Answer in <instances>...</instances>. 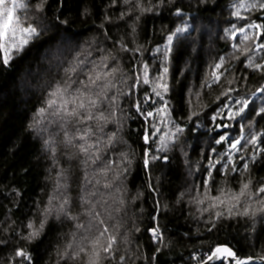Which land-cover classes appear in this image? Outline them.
Listing matches in <instances>:
<instances>
[{"label":"trees","instance_id":"16d2710c","mask_svg":"<svg viewBox=\"0 0 264 264\" xmlns=\"http://www.w3.org/2000/svg\"><path fill=\"white\" fill-rule=\"evenodd\" d=\"M240 1L142 0L151 11L141 15L122 0L115 5L112 0H45L43 11L36 7L40 0H20L25 7L16 14L38 34L7 66L0 63V264H27L15 256L18 248L31 254L32 264H81L64 254L72 252L67 245L73 243V234V247L79 243L83 230L78 231L76 223L87 226L90 221V205L83 199L95 203L100 198L88 195L95 190V179L104 182L95 175L96 165L85 166L83 158L63 143V131L55 118L36 123L47 92L66 78V72L83 80L96 65L107 63L109 69H118L117 88L110 95L119 90L127 93L144 63L149 64L152 77L162 70L164 50L169 47L167 36L173 33L166 77L169 90L163 93V100L152 92L151 83H141L131 90V96L118 95L112 109L105 110L108 120L101 122L102 131L94 125L92 139L101 141L100 154L114 162L108 173L112 188H100L107 204L98 206L111 213L112 219L103 215L110 228L119 224L115 233L119 251L111 264H199L193 256L202 258L210 248L225 244L240 258L264 256V212L220 219L209 231L210 214H201L192 202L205 176L207 157L215 155L210 150H224V145L215 144L220 134L239 137L264 132L260 117L249 126L250 114L243 120L218 118L213 123L210 119L229 101L221 93L233 77L236 91L231 99L247 98L253 106L264 104V93L257 92L264 88V74L245 68L246 56L234 59L239 53L231 45L237 41L229 39L234 25H246L249 20L264 24V10L242 11L249 20L237 19L233 12ZM122 12L131 14L121 19ZM177 28L185 31L177 33ZM121 44L129 50L124 51ZM251 54L257 62L264 57V51ZM221 57L228 71L219 83H212L211 65ZM205 81L211 87H202ZM149 96L151 100L144 103ZM137 100L144 111H155L167 102L170 116L163 122L160 117L145 121L133 106ZM193 111L198 115L192 116ZM216 123L233 126L216 129ZM150 124H156L160 132L149 145L142 135L151 131ZM176 125L183 132L176 133ZM113 133L115 142L106 147ZM166 134L172 139L161 150L159 138ZM146 150L150 153L147 168ZM250 150L249 145L239 155L247 158ZM153 155L157 159L152 160ZM250 169L245 175H251L254 183L264 177V155L250 163ZM85 175L93 184L85 181ZM213 175L217 184L225 179L221 173L214 171ZM227 179L233 188L239 187V175L229 173ZM53 196L56 198L50 201ZM64 197L68 203L61 209ZM45 209L51 211L42 234L35 240L24 239L30 231L26 225L32 221L39 227ZM152 228L161 232L159 244L152 239Z\"/></svg>","mask_w":264,"mask_h":264},{"label":"snow or ice","instance_id":"6c2138e0","mask_svg":"<svg viewBox=\"0 0 264 264\" xmlns=\"http://www.w3.org/2000/svg\"><path fill=\"white\" fill-rule=\"evenodd\" d=\"M122 2L125 5H133L134 9L139 11L141 15L146 11H151V8H145L143 6L142 0H122ZM116 3L117 0H112V5ZM23 7L25 5L20 0H0V63H3L5 66L16 55H19L30 43L32 38L38 34L36 28L24 25L16 14V10ZM36 7L39 11H43L45 0H40ZM241 9L248 12L256 9L264 10V0H248V2L241 3L237 6L233 15L240 20H249V17L241 15ZM130 14L122 12L120 18L123 19L125 15ZM135 19L138 20L139 16H136ZM184 31V28L176 29L177 33ZM250 32L252 33L251 35ZM173 35L175 33L167 36L169 47H166L164 50V62L161 64L162 70H157L155 76L152 77L149 64L144 63L142 70H138L134 74L133 84L129 86V92L125 93L119 90L117 93L110 95L112 90L117 88L116 73L118 69L116 67L109 69L107 63H102L96 65L89 73H86V78L83 80L79 78L73 79L66 72V78L58 81L47 92L42 106L38 109L37 115L40 117V120H37L36 123H40L49 117L55 118L63 131V143L69 149H74L76 154L83 158L82 163L85 166L89 163L96 165L94 169L95 175L104 178L103 183H101V179H95V184L93 185L95 190L88 193L90 197H97L99 195L100 198L95 203H92L90 199H83L84 203L90 205V221L87 226L83 223H76L75 228L78 231L83 230L79 243L75 248L73 247V243L76 242V235L73 234V243L67 245L69 249H72V252H65L64 254L72 260H80L81 264H105V261L111 264L116 259V254L119 251L117 247V235L115 234L119 224L112 225L110 228L103 218V215L107 213L108 219H112L111 213L108 212L107 208H104L103 212L98 210V206L103 207V205L107 204V200L103 199L104 194L100 192V188H112V184L108 181V173L114 162L105 159L100 154L102 151L100 148L101 141L99 138L96 140L92 139L96 135L94 125L102 131L101 122H107L108 120V116L105 115V110L112 109V106L117 103L118 95L131 96V90L139 87L141 83L145 85L151 83L153 85L152 92L155 96L163 100V93H167L169 90L166 77L169 73L168 53L172 51ZM262 36H264V24L250 20L246 25L239 27L234 25L229 33V39L237 41L231 47L235 53H239V55H234L233 58L240 59L241 55L246 56L244 67L264 74V57H261L260 62H257L256 56L251 54L253 52L258 54L264 51V40H261ZM121 48L124 51L129 50L123 44H121ZM108 59L109 57H104V60ZM112 59L115 58L113 57ZM105 69L108 70L105 71ZM211 69L212 83H219L224 72L228 71L225 67V58L221 57L218 62L211 65ZM234 81L235 77L227 80L228 87L221 93L222 96L229 98L230 103H224L222 105V109H227L228 111L225 113L221 110L217 115L210 117L211 121L215 123L218 118L232 121L236 120L237 117L243 120L246 118L245 114H250L252 119L249 121V126H251L255 122L256 117L264 119V104L253 106V102L247 98L231 101L230 94L236 91L232 87ZM125 82L121 80V83ZM204 86L211 87L207 81L202 85V87ZM257 92L264 93V88L257 89ZM196 96L198 99L199 93ZM150 100V96L145 97L144 103H148ZM189 103L191 104V101ZM235 105H239V107L233 111ZM133 106L144 117L145 121H148L149 118L154 120L156 117H160L161 122H163L170 116L167 102L162 107H156L155 111H144L142 103L139 100L135 101ZM109 114H111V111H109ZM191 115L196 116L198 113L193 111ZM187 119L190 120L191 116ZM232 126L231 124L225 123L215 124L216 129H227ZM150 128L151 131L145 130L142 135L144 143L149 145L153 143L152 137L160 132V128L156 124H150ZM183 130L181 126L176 125V133H181ZM240 131H244L243 123L240 124ZM159 139L161 141V150H163L166 146V141H170L172 136L166 134ZM114 142L115 133L108 136L106 147H111ZM215 144H226L227 149L223 152H217V149L213 147L210 150L215 155L210 154L207 157L205 176L199 188L196 189V195L192 198V202L198 206V211L201 214H210L208 218V223L211 224V227L208 229L209 231L216 226V222L220 219L226 217L232 218L233 216H249L255 215L256 212H264V177H261L254 183L251 175H245L251 171L250 163H254L258 156L264 155V132H251L247 136L241 135L239 137H230L229 134L223 133L215 139ZM249 145L251 146V150L247 158L245 155L234 156V154L245 152ZM149 154L147 150L144 153L145 168L150 163ZM151 159L155 160L157 157L153 155ZM238 161L241 162L239 166ZM218 165L219 167H217ZM214 171L223 175L225 179L222 183L217 184L213 175ZM229 173L239 175L238 188H233L230 185L227 179ZM85 181L88 184H93V181L88 180L87 175H85ZM59 188L60 185L58 183L57 192ZM55 198V196L51 197L50 201ZM67 203L68 199L64 197L63 203L60 205L61 209ZM116 210L118 211L119 209ZM50 211L51 209H45V220L39 223V227L32 221L26 225L30 231L24 236V239L31 241L39 238L43 232L46 217L50 214ZM149 231H151L155 239H162L158 229L152 228ZM15 256L21 258L22 261H26L27 264H32L31 254L23 248L16 249ZM124 259L125 257L123 255L119 256L121 262ZM193 259L198 260L199 264H213L215 261H219L220 264H250L252 257L240 258L230 246L225 244L216 245L210 248L204 257L193 256ZM260 259L264 260V256H261Z\"/></svg>","mask_w":264,"mask_h":264},{"label":"rangeland","instance_id":"374dc122","mask_svg":"<svg viewBox=\"0 0 264 264\" xmlns=\"http://www.w3.org/2000/svg\"><path fill=\"white\" fill-rule=\"evenodd\" d=\"M245 2H248V0H243V1H240V2H238V3H236V9H237V6L239 5V4H241V3H245ZM242 11H245L246 12V10H244V9H241V12ZM234 100H237V99H231V101H234ZM227 103H230V101H228ZM239 107V105H235L234 107H233V111H235L237 108ZM221 110H223L225 113L228 111L227 109H221ZM224 120V119H223ZM227 149V145L225 144L224 145V150L223 151H225ZM222 151V152H223ZM238 155H239V153L238 154H234V156L235 157H238ZM238 164H239V161H238Z\"/></svg>","mask_w":264,"mask_h":264},{"label":"water","instance_id":"95a60500","mask_svg":"<svg viewBox=\"0 0 264 264\" xmlns=\"http://www.w3.org/2000/svg\"><path fill=\"white\" fill-rule=\"evenodd\" d=\"M213 264H220L219 261L213 262ZM250 264H264V260L261 259H251Z\"/></svg>","mask_w":264,"mask_h":264},{"label":"built area","instance_id":"2783aa9c","mask_svg":"<svg viewBox=\"0 0 264 264\" xmlns=\"http://www.w3.org/2000/svg\"><path fill=\"white\" fill-rule=\"evenodd\" d=\"M157 229V228H156ZM159 231V230H158ZM159 233H160V235H161V232L159 231ZM150 234H151V236H152V233H151V231H150ZM162 237V236H161ZM152 239H153V241H154V243H156V244H159L160 242H161V240L162 239H160V240H157V239H155L153 236H152Z\"/></svg>","mask_w":264,"mask_h":264}]
</instances>
